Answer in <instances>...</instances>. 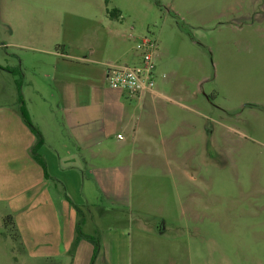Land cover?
Returning <instances> with one entry per match:
<instances>
[{
  "label": "crops",
  "instance_id": "crops-1",
  "mask_svg": "<svg viewBox=\"0 0 264 264\" xmlns=\"http://www.w3.org/2000/svg\"><path fill=\"white\" fill-rule=\"evenodd\" d=\"M108 4L49 0L39 26L13 30L20 47L50 58L39 69L48 81L44 89L36 78L39 59L18 57L28 112L44 140L37 151L20 108L0 107V222L37 264L92 263L94 244L85 238L76 244L81 220L76 207L84 215L82 233L99 240L94 264H190L195 245L167 225L196 219L195 207L179 200L182 187H161L158 214L139 206L137 195L146 188L131 187L132 177L158 167L163 176L183 177L186 153L193 160H211L217 150L213 131L195 118L198 104L187 102L199 90L178 83L186 75L184 58L161 38L154 40L152 90L133 97L109 86L110 67L139 64L135 35L141 34L112 22L107 34L83 37L85 27L69 18L108 11ZM114 11L115 19L121 18ZM186 138L191 146L185 153ZM188 209L194 214L186 215ZM175 210L182 216H174Z\"/></svg>",
  "mask_w": 264,
  "mask_h": 264
},
{
  "label": "rangeland",
  "instance_id": "rangeland-1",
  "mask_svg": "<svg viewBox=\"0 0 264 264\" xmlns=\"http://www.w3.org/2000/svg\"><path fill=\"white\" fill-rule=\"evenodd\" d=\"M108 3V11L69 18L85 27L83 37L107 34L109 24L115 22L141 34L135 35V44L144 37L161 38L180 54L186 75L178 83L199 90L187 102L198 104L195 108L200 111L194 116L213 131L217 149L209 161L193 160L186 153L191 146L186 138L183 177L163 176L160 167L135 174L131 187L146 188L137 195L139 206L161 214V187H182L179 200L195 207L196 214L188 209L191 213L186 215L194 214L196 219L167 225L195 245L190 264H264V0ZM48 8L49 0H0V107L14 103L21 108L25 103L29 117L18 57L28 54L39 59L36 78L47 89L44 70L39 69L50 56L20 47L13 30L24 24L39 26L42 11ZM114 9L121 18L110 16ZM169 193L175 203L176 193ZM176 215L182 216L181 211L175 210ZM13 233L9 229L6 234L0 222V264H37Z\"/></svg>",
  "mask_w": 264,
  "mask_h": 264
},
{
  "label": "built area",
  "instance_id": "built-area-1",
  "mask_svg": "<svg viewBox=\"0 0 264 264\" xmlns=\"http://www.w3.org/2000/svg\"><path fill=\"white\" fill-rule=\"evenodd\" d=\"M140 62L135 66H113L108 69L107 81L112 89L139 97L144 91L155 87L154 74L156 65L153 59L157 44L149 37H144L136 47ZM123 140L124 137L119 135Z\"/></svg>",
  "mask_w": 264,
  "mask_h": 264
},
{
  "label": "trees",
  "instance_id": "trees-1",
  "mask_svg": "<svg viewBox=\"0 0 264 264\" xmlns=\"http://www.w3.org/2000/svg\"><path fill=\"white\" fill-rule=\"evenodd\" d=\"M117 11H112L110 12V16L112 18H115L116 17V14ZM21 110V113H22V116H23V119L26 123V125L30 128V130L32 131V133L34 134V136L36 137L37 139V142H36V146H35V150L37 151L44 143V140H43V136H42V133L33 125L28 113H27V110H26V107H25V103L21 106L20 108ZM76 210L78 212V215L79 217H81V220L80 222L78 223L77 225V240H76V244L80 242V240L82 239H88L90 242H92L95 246V251H94V256H93V259H92V263L91 264H94L95 262V259H96V256L99 252V249H100V246H99V240L95 237H88V236H85L83 233H82V230H81V227L84 223V220H83V212L80 208L76 207ZM7 220H11V218H8ZM8 225V222L6 221V226Z\"/></svg>",
  "mask_w": 264,
  "mask_h": 264
}]
</instances>
